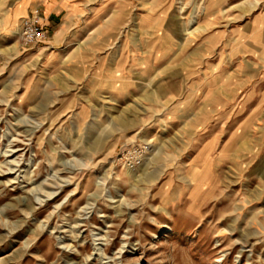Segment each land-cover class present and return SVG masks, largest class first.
Listing matches in <instances>:
<instances>
[{"label": "clouds", "instance_id": "9594fccd", "mask_svg": "<svg viewBox=\"0 0 264 264\" xmlns=\"http://www.w3.org/2000/svg\"><path fill=\"white\" fill-rule=\"evenodd\" d=\"M0 264H264V0H0Z\"/></svg>", "mask_w": 264, "mask_h": 264}]
</instances>
